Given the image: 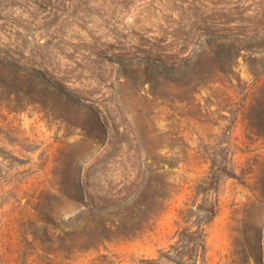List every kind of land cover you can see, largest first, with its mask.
Instances as JSON below:
<instances>
[{
	"label": "rangeland",
	"instance_id": "rangeland-1",
	"mask_svg": "<svg viewBox=\"0 0 264 264\" xmlns=\"http://www.w3.org/2000/svg\"><path fill=\"white\" fill-rule=\"evenodd\" d=\"M197 186L199 263L264 264V0H0V264H172Z\"/></svg>",
	"mask_w": 264,
	"mask_h": 264
},
{
	"label": "trees",
	"instance_id": "trees-1",
	"mask_svg": "<svg viewBox=\"0 0 264 264\" xmlns=\"http://www.w3.org/2000/svg\"><path fill=\"white\" fill-rule=\"evenodd\" d=\"M207 185L208 188L204 186V189L209 190L212 188L213 178ZM146 187L154 192L152 194L153 200L165 201V196L161 195L157 188H154L157 186L147 184ZM200 191L201 188L199 186L194 188L193 195L179 211V234L177 240L171 245L172 248L170 250L162 254L167 262L172 264H200V260L205 261V251L207 248L206 225L217 214L219 205L216 200L203 199L202 202H198L197 197ZM136 193L137 197L133 199L136 203L126 205L129 212L121 218L119 225L118 223L116 225V229L118 231H122L121 229H123L126 235H135L145 224L154 218L153 213L156 211H153L154 204H152V199L148 195L146 188H140ZM138 200H141V202H138ZM95 226L99 233L108 237L111 234V232H108L111 230L108 223L100 218H97Z\"/></svg>",
	"mask_w": 264,
	"mask_h": 264
}]
</instances>
